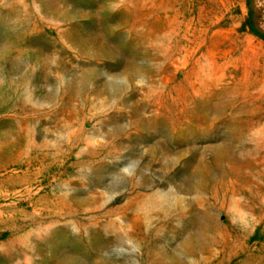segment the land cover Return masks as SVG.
<instances>
[{
    "label": "rangeland",
    "instance_id": "1",
    "mask_svg": "<svg viewBox=\"0 0 264 264\" xmlns=\"http://www.w3.org/2000/svg\"><path fill=\"white\" fill-rule=\"evenodd\" d=\"M0 264H264V0H0Z\"/></svg>",
    "mask_w": 264,
    "mask_h": 264
}]
</instances>
